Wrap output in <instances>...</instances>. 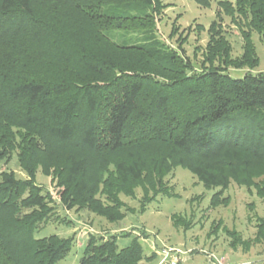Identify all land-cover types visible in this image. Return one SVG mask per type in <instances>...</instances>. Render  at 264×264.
Segmentation results:
<instances>
[{
  "label": "trees",
  "instance_id": "trees-1",
  "mask_svg": "<svg viewBox=\"0 0 264 264\" xmlns=\"http://www.w3.org/2000/svg\"><path fill=\"white\" fill-rule=\"evenodd\" d=\"M237 7L264 44V0ZM164 9L161 0H0V163L16 155L28 177L0 174V264H59L71 251L74 239L35 238L53 212L35 183L39 169L57 181L67 211L110 223L126 217L118 195L145 180L155 195H145L142 211L169 195L164 179L174 167L222 191L232 182L250 190L264 176V73L229 74L258 67L251 35L242 34L233 61L214 22L206 63L194 72L185 54L147 34ZM131 30L145 39L118 45L108 34ZM258 194L264 200V189ZM258 229L264 236L263 221ZM143 259L138 239L121 249L117 235L102 234L89 236L79 264Z\"/></svg>",
  "mask_w": 264,
  "mask_h": 264
},
{
  "label": "rangeland",
  "instance_id": "rangeland-1",
  "mask_svg": "<svg viewBox=\"0 0 264 264\" xmlns=\"http://www.w3.org/2000/svg\"><path fill=\"white\" fill-rule=\"evenodd\" d=\"M161 1L165 9L155 15V28L147 34L164 48L185 54L194 72L204 68L209 53L210 28L216 22L214 33L220 30L225 35L232 47L231 60L243 55L242 34L251 35L259 60L255 69L230 66V76L242 79L247 72L264 73V44L260 35L247 27L245 17L235 12L237 0H205L208 6L199 5L195 0ZM223 5H228L226 8L235 14L225 13ZM108 34L121 45L124 39L143 40L146 33L131 30ZM210 56L213 57V51ZM215 65L219 66L221 62L217 60ZM3 172H13L20 179L28 178L16 155L8 163H0V174ZM35 183L44 195H48L53 208L52 216L36 231L35 238L74 239L71 251L59 264H79L89 236L102 234L117 235L121 249L138 239L144 252V259L139 264H170L172 258L177 259L178 264H264V236L258 238V225L264 222V200L258 194L264 189V176L255 178L250 190L232 182L226 191H222L206 188L188 170L174 167L164 179L169 195H159L145 211L141 210L145 195H155L147 180L131 188L130 195L120 193L118 196L125 205L123 213L126 217L115 223L88 209L67 211L60 203L62 189L57 187L52 176H45L42 169L37 171ZM102 188L97 199H104ZM217 194L218 202L214 203L212 198ZM236 237L241 242L234 248L231 243ZM244 243L248 245L244 246ZM165 253L171 255L166 261Z\"/></svg>",
  "mask_w": 264,
  "mask_h": 264
},
{
  "label": "built area",
  "instance_id": "built-area-1",
  "mask_svg": "<svg viewBox=\"0 0 264 264\" xmlns=\"http://www.w3.org/2000/svg\"><path fill=\"white\" fill-rule=\"evenodd\" d=\"M165 255L166 256L164 257V261H166L167 259H169V257L171 256L170 253H165ZM170 264H178L177 259L172 258Z\"/></svg>",
  "mask_w": 264,
  "mask_h": 264
}]
</instances>
